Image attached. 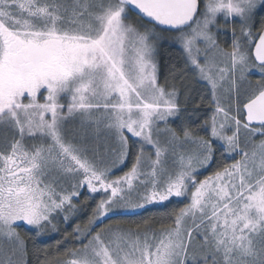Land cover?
Masks as SVG:
<instances>
[{
    "label": "snow or ice",
    "instance_id": "obj_1",
    "mask_svg": "<svg viewBox=\"0 0 264 264\" xmlns=\"http://www.w3.org/2000/svg\"><path fill=\"white\" fill-rule=\"evenodd\" d=\"M0 129V264H264V0H0Z\"/></svg>",
    "mask_w": 264,
    "mask_h": 264
},
{
    "label": "trees",
    "instance_id": "obj_2",
    "mask_svg": "<svg viewBox=\"0 0 264 264\" xmlns=\"http://www.w3.org/2000/svg\"><path fill=\"white\" fill-rule=\"evenodd\" d=\"M134 16L135 14L132 13ZM159 54H160V59H161V65H162V73H161V80L163 81V77L165 75H167V70L168 68L172 65V64H176L177 67H181L182 66V60H181V57H180V50L178 47L176 46H169L167 43H164L160 46V49H159ZM255 79V77H254ZM188 83H192V82H188ZM196 103V102H193L191 104L188 105V108L189 110L192 109V106L193 104ZM205 112V109L202 107L201 109V114ZM203 118V116L200 117V119ZM196 123H199V119L197 120ZM203 134V133H201ZM135 147H133L132 151L133 153L135 152ZM130 161H131V157L129 158V166H130ZM124 170H127L126 168L122 169L121 171H118L117 174H122V171ZM204 174H207V172H205ZM202 178V177H201ZM88 192L87 190L83 189L82 190V195L80 197V200L77 201V203H79L80 201H83L84 198L86 196H88ZM96 199L98 200L99 199V196L96 197ZM92 206H94V202L93 201H89V205H88V208L85 212V214L83 215V218H81V221L85 220L87 218V213L91 211V208ZM173 206H182V205H176L175 201L173 202V204H170L169 207H173ZM152 211H155V209H150L149 211L147 212H144L143 213V216L144 217H147L148 215L151 214ZM130 219H140L141 217H138V216H132V217H129ZM77 221L73 220L71 221V224L67 227V228H64L61 230L60 233H53L51 234L49 237H43L42 240L40 239H37L36 241H33L32 239H28V246L29 248L31 249L34 244L36 247H40V248H44L45 246L47 245H52L55 243V241L57 239H60L61 236L63 235V232L64 231H67V232H71L73 227L75 226V223ZM22 231L23 234H25L26 236H31L32 233L29 232L27 229L21 227L20 229ZM70 245H65L64 247H61L60 248V251L63 252L64 251V248L65 247H68ZM42 255V254H41Z\"/></svg>",
    "mask_w": 264,
    "mask_h": 264
},
{
    "label": "rangeland",
    "instance_id": "obj_3",
    "mask_svg": "<svg viewBox=\"0 0 264 264\" xmlns=\"http://www.w3.org/2000/svg\"><path fill=\"white\" fill-rule=\"evenodd\" d=\"M130 15H132V16L135 18V16H134L132 13H130ZM220 22H221V23H224L223 19H221ZM233 23H235V22H233ZM230 35H231V33L229 32V33H228V36L224 37V39H225L226 41H228L229 43H230ZM189 86H190L191 88L194 89V91H193V96L195 97L194 100H190L189 104H191V103H193V102H198V101H199L200 96H199L197 93L202 94V95L204 96L205 103L207 102V100H208V93L203 89V87H202L201 85H196V84H194V83H189ZM189 104H188V105H189ZM205 112H206V110H205ZM205 112L202 113L201 116H203V115L205 114ZM199 119H200V118H199ZM201 119H202V118H201ZM197 120H198V119H197ZM197 120H196V122H197ZM2 132H3V129H0V133H2ZM116 174H117V172H116ZM117 175H119V174H117ZM82 190H83V189H82ZM82 190H81V191H82ZM85 190H86V189H85ZM81 218H83V215H81V216L79 217V220H80V221H81ZM70 224H71V222H69V223H63V222H61V223L59 224V228L62 230V229H64V228H67ZM21 227H23V226H21ZM23 228H25V227H23ZM20 229H21V228H20ZM20 229H19V230H20ZM25 229H26V228H25ZM20 231H21V230H20ZM21 233H22V231H21ZM22 234H23V233H22ZM38 239L42 240L43 237L38 238Z\"/></svg>",
    "mask_w": 264,
    "mask_h": 264
}]
</instances>
